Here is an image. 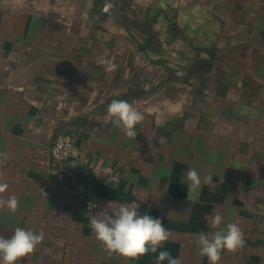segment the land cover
Here are the masks:
<instances>
[{
	"label": "crops",
	"instance_id": "0c3cea01",
	"mask_svg": "<svg viewBox=\"0 0 264 264\" xmlns=\"http://www.w3.org/2000/svg\"><path fill=\"white\" fill-rule=\"evenodd\" d=\"M113 99L144 115L136 140L109 120ZM57 134L115 178L53 162ZM0 153V197L19 202L0 209V235L45 237L17 264H157L159 251L209 264L196 240L217 214L245 240L219 264H264V0H0ZM190 169L201 186L188 195ZM131 203L170 233L136 260L90 227Z\"/></svg>",
	"mask_w": 264,
	"mask_h": 264
},
{
	"label": "clouds",
	"instance_id": "9594fccd",
	"mask_svg": "<svg viewBox=\"0 0 264 264\" xmlns=\"http://www.w3.org/2000/svg\"><path fill=\"white\" fill-rule=\"evenodd\" d=\"M97 63L104 66L106 72H114L117 65L107 58V53L97 57ZM107 116L113 125L120 128L128 138L136 140V125L144 120V115L127 100L113 99L108 105ZM4 153H0L3 156ZM3 173L0 172V178ZM188 195L197 193L201 178L195 169L186 173ZM207 180V178H205ZM8 188L0 182V194ZM18 200L13 196L0 197V209L15 212ZM224 218L217 214L212 220V227L219 229L211 234L201 232L196 240L198 255L206 257L209 264H219L222 252L235 253L244 247V235L235 223H228L220 228ZM90 227L97 241L109 254H118L128 260H136L149 252L157 253L158 248L169 239V230L160 218L148 214H139L135 203L123 204L114 213L101 212L90 217ZM44 233H36L17 227L13 235L6 238L0 235V264H17L24 257L32 254L44 241ZM167 260L168 264H181L178 258L168 251H159L157 264Z\"/></svg>",
	"mask_w": 264,
	"mask_h": 264
},
{
	"label": "built area",
	"instance_id": "2783aa9c",
	"mask_svg": "<svg viewBox=\"0 0 264 264\" xmlns=\"http://www.w3.org/2000/svg\"><path fill=\"white\" fill-rule=\"evenodd\" d=\"M109 10L107 5L102 7V11ZM50 158L55 163H66L68 161H79L88 164L95 178L102 180H112L115 178L111 170L101 164L100 161L88 162L84 157L82 149L76 145L74 138L69 134H57L50 147ZM101 201L97 198L90 197L87 200V207L90 211L95 210Z\"/></svg>",
	"mask_w": 264,
	"mask_h": 264
},
{
	"label": "water",
	"instance_id": "95a60500",
	"mask_svg": "<svg viewBox=\"0 0 264 264\" xmlns=\"http://www.w3.org/2000/svg\"><path fill=\"white\" fill-rule=\"evenodd\" d=\"M65 167L66 169H68L69 171H71L72 169H74L75 167H82V163H80L79 161H68L65 163Z\"/></svg>",
	"mask_w": 264,
	"mask_h": 264
},
{
	"label": "rangeland",
	"instance_id": "374dc122",
	"mask_svg": "<svg viewBox=\"0 0 264 264\" xmlns=\"http://www.w3.org/2000/svg\"><path fill=\"white\" fill-rule=\"evenodd\" d=\"M105 13H108V14H109V13H110V11L108 10V11H106Z\"/></svg>",
	"mask_w": 264,
	"mask_h": 264
}]
</instances>
